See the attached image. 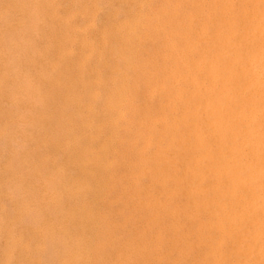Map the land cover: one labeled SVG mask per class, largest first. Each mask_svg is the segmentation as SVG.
Listing matches in <instances>:
<instances>
[{"label":"rangeland","instance_id":"rangeland-1","mask_svg":"<svg viewBox=\"0 0 264 264\" xmlns=\"http://www.w3.org/2000/svg\"><path fill=\"white\" fill-rule=\"evenodd\" d=\"M56 1L0 0V221L6 223L4 227L3 223H0V234L3 232L0 236L5 239L11 232V236L15 232L20 234L22 239L18 237L17 242L12 240L19 243V246L24 236L26 237L23 240L26 242L21 243L25 247L16 245L18 248L11 253L18 259L13 261L11 256L13 264H20L19 259L24 251L25 254L30 251L32 257H36L35 264H48L55 253L59 254H55L58 257L53 259L54 264H67L65 259L68 255L82 252L83 239L87 240V249L100 245L98 260L101 264H113L111 260L115 259V252L128 250L129 247L137 248L140 241L149 243L151 236L156 232V225L150 221L152 211L148 207L140 208L137 204L139 195L136 194V187H146L150 180L148 177H142L137 185L135 180L128 178L131 169L129 163L136 150L132 149L133 145L129 140L132 134L142 128L139 121V117L144 113L142 111L164 100L162 94L153 98L149 96L145 75H149L148 70L154 65L157 68L154 78L163 82L169 70L175 68L173 61L176 55L169 57V51L164 48L163 43L166 36L177 42L175 33H171L174 24L169 23L160 28L155 19L153 11L157 7L167 5L165 0ZM86 7L87 9H84ZM190 10L191 6L185 3L178 12L183 16ZM67 23H71V28H68ZM79 26L81 29L77 28ZM132 38L136 39L135 42L138 41L135 48L131 46V43H134ZM99 47L101 52L98 51ZM69 49L71 53L68 52ZM153 53H158V61L149 63V56L153 55L152 59ZM123 54L124 58L121 57ZM85 58L86 62L83 61ZM83 63L84 66L81 67ZM132 65L139 68L140 74L135 73ZM137 74L139 76L136 77ZM135 77L136 85L133 87ZM118 78L121 79L116 81ZM121 83L125 84V88H120ZM122 92L127 94V101L117 99V95ZM85 107L87 111H83ZM122 114L123 118L119 117ZM84 121H87L86 129L82 125ZM92 123L94 124L91 125ZM12 142L16 144L13 145ZM123 154L125 161H121ZM86 155L90 162H87V175H84L86 169L81 160ZM160 190L161 187L156 186L152 194L155 200L163 201ZM141 196L143 198L145 194ZM174 200L188 206L186 195L180 194ZM13 210L16 216L13 215ZM86 213L88 219L84 218ZM2 215H9L4 217L9 221L4 220ZM24 217L30 226L23 221ZM207 218L206 213L197 218L183 215L182 223L186 229H194L200 221L205 222ZM7 223L14 227H9ZM164 223L167 227L165 229H168V218L164 219ZM17 226L18 229L21 226V233ZM5 227L9 229L4 230ZM14 229L16 231H13ZM26 231L34 232L33 235L30 233L31 235L26 236ZM15 235L14 238L17 236ZM1 237L0 253L3 256L0 254V257L4 259L9 245L12 247L14 243H11L13 237L10 240V237L8 238L9 242L7 238L4 240ZM33 237L34 240L40 241L31 240ZM48 237L51 238L48 239L49 242L46 241ZM30 244V247L40 246L38 250L32 247L35 254L29 247L30 250L27 249ZM46 246L52 251L47 250ZM42 248H46L49 254L45 255L46 251ZM62 252L63 256L60 254ZM39 253L41 254L38 255ZM43 254L49 259L42 256ZM173 254L172 257L178 255L176 251ZM9 263L12 264L11 261Z\"/></svg>","mask_w":264,"mask_h":264},{"label":"bare ground","instance_id":"bare-ground-1","mask_svg":"<svg viewBox=\"0 0 264 264\" xmlns=\"http://www.w3.org/2000/svg\"><path fill=\"white\" fill-rule=\"evenodd\" d=\"M185 3L191 6V10L181 16L178 11ZM165 4L167 5L157 7L153 13L160 28L169 25V23L174 24L175 30L173 29V31L175 32L171 33H175L177 42L171 41V38L166 36L163 43L165 44L164 48L169 51V57L176 55L173 61L176 65L174 69L169 70L167 78L163 79V82H158L157 78H154L153 75L157 69L154 65L153 70H148L150 73L148 76L145 75V78L149 96L153 98L155 95L162 94L164 100L155 104L154 107L142 111L144 113L139 117L142 128L135 133L136 135L132 134L129 140L133 145L132 149L136 150L129 163L131 169L128 178L135 180L137 185L142 177H148L150 180L146 187H141V189L139 186L136 187V194L139 195L137 204L140 205V208L148 207L152 211L150 221L156 225V232L151 236L149 243L140 241L137 248L129 247L128 250H119L115 252V259L111 261L113 264H264V0H165ZM79 15L82 16V14ZM71 23L66 24L68 28H71ZM73 28L77 30L76 26ZM77 28L81 29L80 26ZM148 34L150 36V33ZM150 38L152 37L150 36ZM132 40L134 43L132 42L131 46L135 48L138 41L135 42V38ZM82 43L86 44L87 42L82 41ZM100 47L98 51L101 52ZM156 55L158 53L154 54L155 58L152 59L153 55L149 56L148 62H157L158 56ZM123 56L124 54L121 57L124 58ZM162 57L169 60L165 56ZM83 61L86 62V58ZM83 66L84 63L81 64V67ZM133 67L134 65H132ZM133 69L135 73L140 74L138 67ZM136 77L133 87L136 85ZM120 79L118 78L116 81ZM122 83L120 88H125V84ZM94 84H96L95 81ZM117 97L119 101L121 99L127 101L125 92L118 94ZM85 108L83 111H87V107ZM119 117L123 118V114ZM82 125L86 129L87 121H84ZM121 127L123 128V126ZM128 130L131 132L130 128ZM15 144L16 142L13 145ZM107 145L108 142L105 144L106 148ZM123 156L125 154L121 156V161H125ZM81 161L86 169L83 173L87 175L86 167L90 160L86 155ZM107 162L109 161L107 160ZM156 186L161 187L163 201L155 200L153 197L152 190ZM141 193L145 194V197L142 198ZM180 194L186 195L188 206L176 203L174 199ZM10 209L9 212H11ZM202 213L208 215L207 220L200 221L194 229H186L182 223L183 215L197 218ZM6 216L9 215H4V217ZM84 218H87V213L84 214ZM165 218L169 220L168 229H165L167 228L164 223ZM19 219H21L20 216ZM22 219L24 221L25 217ZM36 220L38 219L36 218ZM2 223V227H4L5 221ZM7 224L9 225V223ZM10 225L9 227L13 226ZM36 225L38 226V224ZM20 227L19 229H21ZM15 229L13 231H16ZM19 229L17 226L18 231H20ZM34 231L30 233L32 234ZM21 232L22 230L19 233ZM30 233L26 231L25 234L28 236ZM10 234L9 236L5 234L8 236L6 237L8 242L16 232L13 236ZM16 235L11 239V243H14L13 246L8 244L9 250L4 255V259L0 257L4 260L3 263L2 260L0 261L2 264H10V261L13 264V259V261H18L15 254H13L14 257L11 255L12 251L18 248L16 245L19 243L15 242L18 241L17 238L20 237V234ZM62 236L60 237L63 240L64 236ZM1 238L4 239V237ZM20 238L22 239V237ZM25 238L24 236L23 240ZM48 239L51 240L48 237L46 241ZM23 240L19 242L24 244L26 241L23 242ZM28 240L30 241V239ZM31 240H34V237ZM41 241L43 242V240ZM86 241L83 239L81 242L82 252L68 255L65 263L101 264L98 260L100 245L87 249ZM21 243L18 246L24 248L25 246ZM165 243H167V247H165ZM0 244L2 245V241ZM49 244L47 245L51 246ZM58 245L60 246V244ZM30 246L31 244L27 245V249L30 248L34 252L33 246ZM48 246H46L47 250L52 248L51 246L48 249ZM34 247L37 248L35 250L40 248L35 245ZM45 249L42 248L43 251H46ZM175 251L178 255L172 257ZM27 252L29 253L25 254L24 251V254H21L20 264H35V256L32 257L30 251ZM44 254L46 255L47 251ZM55 254L54 256L53 253L51 254L52 261ZM1 256L3 255L1 254ZM51 262L47 261L48 264Z\"/></svg>","mask_w":264,"mask_h":264}]
</instances>
